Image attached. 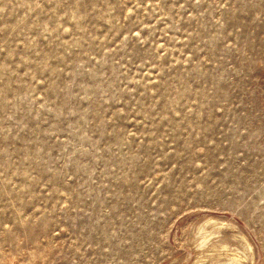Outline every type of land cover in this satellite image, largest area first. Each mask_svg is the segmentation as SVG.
<instances>
[{"label":"rangeland","instance_id":"rangeland-1","mask_svg":"<svg viewBox=\"0 0 264 264\" xmlns=\"http://www.w3.org/2000/svg\"><path fill=\"white\" fill-rule=\"evenodd\" d=\"M0 264H264V0H0Z\"/></svg>","mask_w":264,"mask_h":264}]
</instances>
